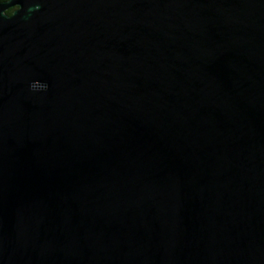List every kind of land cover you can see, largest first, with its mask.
Wrapping results in <instances>:
<instances>
[{"label":"water","instance_id":"95a60500","mask_svg":"<svg viewBox=\"0 0 264 264\" xmlns=\"http://www.w3.org/2000/svg\"><path fill=\"white\" fill-rule=\"evenodd\" d=\"M0 264H264V0L0 1Z\"/></svg>","mask_w":264,"mask_h":264},{"label":"trees","instance_id":"16d2710c","mask_svg":"<svg viewBox=\"0 0 264 264\" xmlns=\"http://www.w3.org/2000/svg\"><path fill=\"white\" fill-rule=\"evenodd\" d=\"M0 1H4V0H0ZM14 9H15V7H14V8H10L7 12H8L9 14H11V13L14 11Z\"/></svg>","mask_w":264,"mask_h":264}]
</instances>
